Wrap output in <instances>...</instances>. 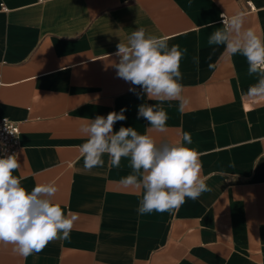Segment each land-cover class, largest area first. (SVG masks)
Segmentation results:
<instances>
[{"label": "crops", "instance_id": "crops-1", "mask_svg": "<svg viewBox=\"0 0 264 264\" xmlns=\"http://www.w3.org/2000/svg\"><path fill=\"white\" fill-rule=\"evenodd\" d=\"M222 12L244 13L245 28L264 37V0H0V118L20 129L13 174L28 191L53 183L55 203L78 214L69 239L26 259L0 245V264H264V100L246 95L257 82L246 58L207 43ZM140 27L187 49L190 103L181 112L163 102L164 133L138 118L139 105L156 102L112 66L116 45ZM122 108L114 131L133 127L157 144L190 133L211 191L138 215L141 194L120 184L132 174L128 158L116 168L105 155L85 171L81 124Z\"/></svg>", "mask_w": 264, "mask_h": 264}, {"label": "clouds", "instance_id": "clouds-1", "mask_svg": "<svg viewBox=\"0 0 264 264\" xmlns=\"http://www.w3.org/2000/svg\"><path fill=\"white\" fill-rule=\"evenodd\" d=\"M220 16L223 26L210 34L208 45L223 46L226 53L245 57L247 74L257 78L246 95L253 101L264 100V37L245 28L242 12L233 15L222 12ZM204 26L209 28L212 24ZM116 47L114 55L119 59L112 66L117 76L139 86V97L146 94L156 102L139 105L138 118L148 122L149 131L166 132L168 115L163 102L178 101L181 112L190 103L183 95L180 71L187 49L169 46L168 38L147 34L143 27L132 31L126 42L120 40ZM193 59L199 62L198 57ZM214 67L209 64L210 69ZM129 90L136 92L135 87ZM125 111L122 108L106 117L84 119L79 131L85 142L78 148L85 171L102 167L105 155L116 168L122 158H128L132 174L121 178L120 184L141 194L138 215L172 212L185 198L196 200L211 191L205 182L207 178L201 176L200 154L187 147L192 144L190 133L184 132L182 141L157 144L152 136L140 134L133 127L121 126L114 131L116 122L126 120ZM19 167L15 154L0 157V245H10L14 253L26 259L43 251L51 241L69 239L78 214L68 216L55 203L58 189L53 183L26 190L21 179L13 174Z\"/></svg>", "mask_w": 264, "mask_h": 264}, {"label": "built area", "instance_id": "built-area-1", "mask_svg": "<svg viewBox=\"0 0 264 264\" xmlns=\"http://www.w3.org/2000/svg\"><path fill=\"white\" fill-rule=\"evenodd\" d=\"M19 136L18 123L0 118V157L11 154L18 156L21 149Z\"/></svg>", "mask_w": 264, "mask_h": 264}]
</instances>
